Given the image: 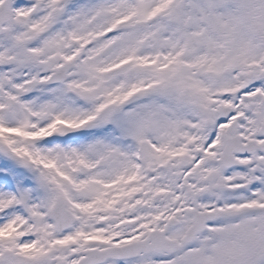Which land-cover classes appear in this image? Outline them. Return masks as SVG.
Instances as JSON below:
<instances>
[{"label": "snow or ice", "instance_id": "6c2138e0", "mask_svg": "<svg viewBox=\"0 0 264 264\" xmlns=\"http://www.w3.org/2000/svg\"><path fill=\"white\" fill-rule=\"evenodd\" d=\"M0 264H264V0H0Z\"/></svg>", "mask_w": 264, "mask_h": 264}]
</instances>
